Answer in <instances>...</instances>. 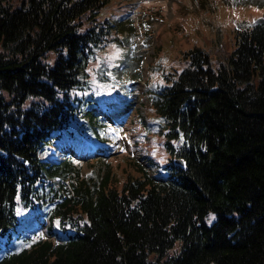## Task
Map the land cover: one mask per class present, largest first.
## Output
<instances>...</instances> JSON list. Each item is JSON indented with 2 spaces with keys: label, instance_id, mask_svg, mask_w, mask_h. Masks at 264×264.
I'll list each match as a JSON object with an SVG mask.
<instances>
[{
  "label": "trees",
  "instance_id": "1",
  "mask_svg": "<svg viewBox=\"0 0 264 264\" xmlns=\"http://www.w3.org/2000/svg\"><path fill=\"white\" fill-rule=\"evenodd\" d=\"M110 1L0 0V264H264V18L217 68L196 48L171 83H146L158 121L136 123L152 133L137 143L164 139L155 174L128 154L124 178L123 162L84 176L82 158L40 159L109 140L100 110L135 105L104 58L127 41ZM36 216L49 237H26Z\"/></svg>",
  "mask_w": 264,
  "mask_h": 264
},
{
  "label": "rangeland",
  "instance_id": "2",
  "mask_svg": "<svg viewBox=\"0 0 264 264\" xmlns=\"http://www.w3.org/2000/svg\"><path fill=\"white\" fill-rule=\"evenodd\" d=\"M107 10L113 23H118L122 32L124 31L123 37L127 35V27H131L130 36L128 34L125 41V49L115 51V48L110 46L104 57L106 62L114 64L112 68L122 70L124 66L125 70H129L120 78V85L126 92L129 90L126 83L133 78L134 72L140 70L144 72L143 79L146 83L148 81L149 85L171 83L177 74L188 66V53L196 48L208 53L213 68H217L236 48L237 30L245 24L248 26L264 18V0H111ZM144 81L137 80L133 86L137 99L132 110H127L126 113L123 104H117L114 108L116 120L121 119V127L114 134L115 138L106 144L89 143L92 148H82L79 152L84 155L80 157L74 153L76 157L82 158L77 161L84 176H89L93 171L99 173L100 168L103 174L106 165L119 173L115 167L119 162L126 164L127 170L122 173L123 178L126 173L134 174L131 166H127V154L134 156L135 161L139 160L147 167L150 165L149 158H155L161 167L168 162L162 137L155 135L151 140L149 152L142 144L139 147L137 143L142 139L144 145L148 143L146 133L152 136L151 132L137 125L138 121L142 120L146 125L158 121L149 106L148 96L143 91L146 86ZM101 93L107 99L116 96L114 90H104ZM151 130L155 131L153 128ZM61 144L63 143L59 145ZM54 146L56 145L47 144L40 151V157L53 162L61 161L60 159L67 156L64 150L56 151ZM103 154L108 155L104 157ZM102 157L105 165L98 162ZM34 223L35 228L27 232L26 237L29 238L33 234L49 237L47 221L42 220L41 216H36ZM53 239L56 240L54 237Z\"/></svg>",
  "mask_w": 264,
  "mask_h": 264
},
{
  "label": "water",
  "instance_id": "3",
  "mask_svg": "<svg viewBox=\"0 0 264 264\" xmlns=\"http://www.w3.org/2000/svg\"><path fill=\"white\" fill-rule=\"evenodd\" d=\"M175 162L180 164V165H184L185 164V162H184V160L182 158H176Z\"/></svg>",
  "mask_w": 264,
  "mask_h": 264
}]
</instances>
